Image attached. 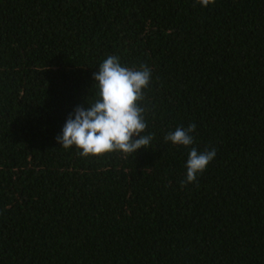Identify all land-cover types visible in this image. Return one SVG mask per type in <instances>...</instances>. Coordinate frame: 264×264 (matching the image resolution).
Here are the masks:
<instances>
[{
	"label": "trees",
	"instance_id": "16d2710c",
	"mask_svg": "<svg viewBox=\"0 0 264 264\" xmlns=\"http://www.w3.org/2000/svg\"><path fill=\"white\" fill-rule=\"evenodd\" d=\"M109 55L151 69L154 138L82 157L56 137ZM0 264H264V0H0Z\"/></svg>",
	"mask_w": 264,
	"mask_h": 264
},
{
	"label": "clouds",
	"instance_id": "9594fccd",
	"mask_svg": "<svg viewBox=\"0 0 264 264\" xmlns=\"http://www.w3.org/2000/svg\"><path fill=\"white\" fill-rule=\"evenodd\" d=\"M196 3L207 7L215 0H196ZM93 80L98 98L90 104L86 102L87 108L77 106L68 115L57 142L65 149L75 147L82 157L114 152L133 155L141 148L148 149L154 135L144 134L148 125L141 102L151 82V69L145 64L139 68L123 66L118 56L109 55L100 63ZM195 130L196 125L189 123L186 128L178 127L166 134L164 141L188 148L195 142L192 135ZM215 155V148L198 152L191 147L181 187L195 183Z\"/></svg>",
	"mask_w": 264,
	"mask_h": 264
}]
</instances>
